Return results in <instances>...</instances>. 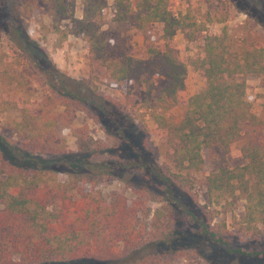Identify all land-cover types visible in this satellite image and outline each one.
<instances>
[{
    "label": "trees",
    "instance_id": "1",
    "mask_svg": "<svg viewBox=\"0 0 264 264\" xmlns=\"http://www.w3.org/2000/svg\"><path fill=\"white\" fill-rule=\"evenodd\" d=\"M3 1L15 18L0 23V30L16 49L35 58L38 70L57 80L59 71L54 69L51 57L40 47L30 49L27 24L22 20L28 15L21 16L20 9L29 14L32 5L25 1ZM43 1L58 40L64 41L72 35L83 41L90 61L103 68L111 81L122 84V88L141 85L145 96H150L155 80L163 79L164 86L153 107H149V116L171 154L168 164L162 168L157 165L151 159L141 130L127 137L118 125L114 113L119 107L111 101L97 105L65 86L59 96L53 93L35 104L29 98L3 99L0 114L8 116V125L25 145L14 147L0 135V264H69L84 259L100 264L126 261L146 231L145 226L137 225L138 213L143 212L146 217L148 214L139 199L128 204L120 193L114 194L109 202L104 199L98 183L114 171L136 169L150 174L160 188L159 199L171 204L167 205L170 209L178 202L197 204L192 193L194 176L202 175L209 202L226 212L234 197L240 195L244 200L242 233L251 237L260 234L264 228V139L261 136L264 102L260 104L259 114L251 111L245 78L250 74L264 75V42L262 46L250 43L231 58L227 30L217 35L208 33L206 25L194 19L190 8L193 0H182L187 9L178 14L173 12L177 0H114L111 26L117 35L128 26L141 33L151 31L154 25L161 26L163 48L151 43L145 58H136L121 45L109 47L101 33L106 0H81L80 18L75 17L74 0ZM202 1L211 0H195ZM63 21L70 25L61 28ZM177 33L188 42L203 34L202 52L187 61L180 60L170 46ZM189 68L201 75L203 87L181 100ZM3 75L8 83L21 88L25 85L21 73L3 70L0 79ZM70 99L94 105L100 111V124L106 134L126 137L124 161L123 155L115 161L95 160L102 148L95 147L96 142L88 137H78L73 149L58 140L57 129L66 121ZM175 106L184 108L177 123L171 122L167 115ZM236 143H240L238 150L243 164L230 167L226 157ZM59 174H64L65 179H59ZM184 207L189 218L199 224L200 234L227 252L246 254L240 248L232 249L226 241L223 219L215 223L211 219H198L194 210ZM162 214L163 209H156L153 214L150 224L156 232L155 221ZM155 242L159 247L166 245L164 238Z\"/></svg>",
    "mask_w": 264,
    "mask_h": 264
},
{
    "label": "rangeland",
    "instance_id": "2",
    "mask_svg": "<svg viewBox=\"0 0 264 264\" xmlns=\"http://www.w3.org/2000/svg\"><path fill=\"white\" fill-rule=\"evenodd\" d=\"M17 1H25L32 5L29 14L24 8L20 9L21 16L28 15L22 20L27 24L26 34L32 44L30 49L35 50V47L44 49L51 57L55 65L54 69H58L59 77L54 80L47 72L38 70L35 58L30 54L21 53L0 30V72L7 70L12 73H21L26 81L21 88L13 82L5 81L3 75L0 79V102L3 99L29 98L35 104L44 97L54 95L53 93L59 96L58 93H62L63 86L78 97L91 100L97 105H104L105 101L114 102L119 107L114 117L118 125L126 131V136L140 129L145 137L146 148L150 151L151 159L161 168L168 164L171 150L165 139L157 135L156 125L149 116V107H153L155 99L164 86L163 79L160 77L155 80L150 96H145L144 87L141 85L133 84L122 88V84L111 81L103 68L90 61L83 41L72 35L64 41L58 40L48 6L43 0ZM74 1L75 17L79 18L82 14L81 0ZM106 2L100 31L105 36L109 47L115 48L121 45L127 54L136 58H145L146 48L151 43H154L157 48H163L159 25H154L147 33H141L134 27L128 26L117 35L118 33L111 26L115 14L114 0H106ZM190 8L194 19L204 23L208 33L217 35L223 29L227 30L230 36L231 58L238 56L242 47L250 43L262 46L264 42V0H211L208 2L193 0ZM186 9L187 4L177 0L173 12L185 13ZM13 17V12H10L6 3L0 0V23ZM66 25L69 26V22L60 23L61 28ZM202 37L203 34H198L196 40L188 42L181 33H177L170 42V46L180 60L187 61L188 58H194L202 52ZM40 63L44 65L42 61ZM46 68L53 71L49 66ZM245 80L251 111L259 114L260 104L264 102V75L246 76ZM202 87L201 75L189 68L185 90L180 95V99L184 100L198 93ZM148 101H151L150 104ZM68 102L66 121L57 129L58 140H63L69 147L74 148L78 137H88L96 142L95 147L102 148L101 152L94 157L95 160L115 161L123 155L121 160L124 161L127 158L126 152L123 151L126 137L119 138L106 134L100 124V111L96 110L94 105L72 99ZM59 109L63 110L64 107ZM158 111L161 112V110ZM183 113V107L175 106L167 112V115L171 122L177 123ZM116 129L118 133L117 125ZM0 135L14 147L25 145V141L8 125L6 114H0ZM261 136L264 139V127ZM239 144H233L226 157L227 165L230 167L243 164L238 150ZM119 151L122 154H119ZM52 157L53 155L50 156ZM59 179L64 180V174H59ZM194 179L192 193L197 204L183 205L178 202L174 203L170 209L167 205L171 204H165L159 199L160 188L148 173L133 169L124 172L114 171L112 176L103 177L97 187L107 202L114 194L120 193L124 195L128 204L141 200L144 212L148 214L146 217L142 214L143 212L138 213L137 225L141 228L145 226L146 231L134 249L128 253L129 258L118 264H264V253H261L264 248V228L254 237L244 235L240 228L244 205L242 197L236 195L229 206L230 210L225 212L224 209L209 202L204 176L195 175ZM184 206L194 210L198 219L206 221L211 219L212 223L223 219L226 225V241L231 244L232 249L240 248L246 254L235 255L233 252H227L223 247L200 234L199 224L189 218ZM156 209L164 210V214L158 215L155 221L158 225L157 232L150 224ZM205 213H208V217H204ZM161 238H164L166 243L163 247H159L155 242ZM254 253H260V255L257 256ZM69 264L100 263L84 259Z\"/></svg>",
    "mask_w": 264,
    "mask_h": 264
},
{
    "label": "crops",
    "instance_id": "3",
    "mask_svg": "<svg viewBox=\"0 0 264 264\" xmlns=\"http://www.w3.org/2000/svg\"><path fill=\"white\" fill-rule=\"evenodd\" d=\"M79 18H80V17H79ZM68 37H69V36H68ZM249 76L251 77V76H256V75H255V74H250V75H248V77H249Z\"/></svg>",
    "mask_w": 264,
    "mask_h": 264
}]
</instances>
